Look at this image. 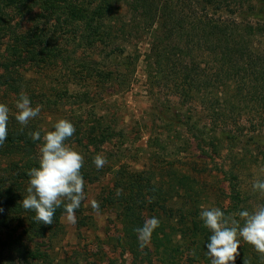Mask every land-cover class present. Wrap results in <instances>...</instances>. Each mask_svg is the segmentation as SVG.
Wrapping results in <instances>:
<instances>
[{"label": "trees", "instance_id": "obj_1", "mask_svg": "<svg viewBox=\"0 0 264 264\" xmlns=\"http://www.w3.org/2000/svg\"><path fill=\"white\" fill-rule=\"evenodd\" d=\"M234 1L0 0V89L18 96L23 91L33 100L32 77L36 67L43 66V70L48 63H54L55 69L69 70L77 84L75 97L87 103L99 87L105 101L111 88L114 94L130 90L144 57L149 90H167L179 97L183 107L195 105L194 113H179L167 105L174 111L172 120L187 127L184 138L182 126L170 129L176 133L173 137L183 143L193 139L203 154L208 153L204 146L209 144L216 155L227 149L224 143L259 146L264 144V24L260 22L264 18V0H250L251 15L245 17L244 7ZM223 12L231 15L225 16ZM238 12L242 13L241 20ZM143 41L149 44L144 55L137 49L130 50V45ZM30 71L31 75L26 77L25 72ZM68 83L67 80L61 84V91L54 90L71 97ZM50 90L53 89L46 87L42 96L49 97ZM86 103L70 104L77 105L76 112L81 113ZM63 106L56 101L44 108L53 109L48 113L61 108L59 113L67 117L69 112ZM71 114L68 116L76 117L74 121L69 119L76 129L74 142L87 140L86 152L95 148L94 156L103 152L101 146L122 136V132L105 123L106 116L88 121L83 114ZM196 116L198 120L193 121ZM31 130L21 125L7 135L19 149L28 150L27 156L31 149L36 151L35 163L32 157H26V176L31 168L39 166L40 142L32 141L28 135ZM35 131H41L36 124ZM248 133H252V141L245 138ZM150 135V145H160L155 152L159 156L165 150L164 143L154 133ZM185 144L172 154L186 149ZM233 161V166L224 171L231 203L222 210L235 215L246 210L243 203L255 194L238 178L240 167L236 165L244 166L246 160L235 156ZM81 173L84 179L88 178L84 167ZM165 176L170 177L167 183ZM136 178L140 186L133 181V187H128L130 193L117 197L116 190H112L109 197L112 204L121 208L125 233L122 242H126L135 258L143 254L135 229L143 225L145 209L156 213L154 217L160 221L152 240L165 264H173L168 262L172 260L169 255L175 258L185 242L194 248L193 257L205 252L211 233L200 219L206 190L196 188L197 180L171 170L154 182L151 174L136 173ZM116 185L118 189H127L121 183ZM220 188L225 192L226 187ZM183 198L189 205H167ZM26 213L24 217L12 218L5 209L0 212V264H54L51 253L41 248L39 240L61 230L63 207L56 210L51 225L36 222L32 210ZM23 221L28 222L24 227ZM176 236H181L180 243L175 241ZM203 248L205 251L200 250ZM150 254L147 251L143 259H150ZM245 257L249 264H264L260 254L247 243L241 247L237 264H243Z\"/></svg>", "mask_w": 264, "mask_h": 264}, {"label": "rangeland", "instance_id": "obj_2", "mask_svg": "<svg viewBox=\"0 0 264 264\" xmlns=\"http://www.w3.org/2000/svg\"><path fill=\"white\" fill-rule=\"evenodd\" d=\"M236 1L244 7V17L245 15H251L248 14L252 11L250 0ZM223 15L228 16L231 13L223 12ZM237 17L241 20L242 13L238 12ZM246 19L253 20L249 17H246ZM257 19L255 20L257 21ZM260 22L264 24V18ZM135 43L130 45V50L135 51L137 49L143 55L148 51L149 44L145 41ZM261 46L264 47V40H262ZM54 65V63H48L43 70L40 69L43 66L36 67L32 77L34 78L35 96L31 102L33 107L40 106L41 112L27 125L32 129L30 132H35V124L40 128L41 134H44L45 131H50L51 127L60 119L76 120L75 116L69 117L72 115L71 113L83 114V119L87 118L88 121L89 118L96 120L106 116L105 123L122 132L120 133L122 136H118L113 142L101 146L103 151L101 154L107 159V164L101 168V171H98L93 163V156L96 153L95 148H92L90 152H86L84 143H87V140L83 143H77L74 142L73 136L70 143L68 142L84 157L86 165L83 167L85 173H88V178L84 179L86 199L82 201L80 208L77 209L79 211L76 212L75 223L67 222L63 215L60 219L61 230L58 229L57 232L51 234L50 238L47 236L39 240L41 248L51 253L54 264H165L164 257L153 243V235L151 243L147 247L144 249L139 247V251L143 254L138 259L128 250L126 242H122L125 233L123 217L119 212L121 208L112 204L110 199L112 190L118 189L117 183L127 187L122 192L124 194L130 193L131 190L128 187H133V181L135 186H140V180L138 184L136 182L138 180L136 173L151 174L153 182L160 180L161 175H166L170 170L179 175H188L190 180H193V178L197 180V189L206 190L204 205H207L206 207H220L222 210L227 209L231 203L228 196L230 194L229 182L224 171L233 166V157L236 156L238 159L243 157L246 164L244 166H242L243 163L236 165L240 167L237 172L239 173L238 178L242 184L244 183L247 187H250L252 195L255 194L246 200L243 205H245L246 210L251 211L258 204L264 203V196H261L259 192H254L252 188L254 181L264 180V144L242 146L241 143L239 145L238 143L234 145L224 143L223 146L227 149H222L221 154L216 155L213 152V146L210 144L204 146L208 153L203 154L198 148L197 142L191 139L184 142L186 143V149L180 148L181 152L179 151L176 155L172 154L177 147L183 146L184 143L173 137L176 133L170 129L182 125L177 123L176 120H172L174 111L172 112V109L170 110L167 105L170 104L179 113L186 110H191L190 113H194L195 105L187 104L183 107L179 97L170 95L167 90L159 88L149 90L144 70V57L141 58L134 84L129 91L114 94L111 88L109 96L104 101L100 93L101 89L98 87V89H94L96 95H93L87 103L84 102L85 100L81 101V98L75 97L77 93L74 92L77 91V84L70 77L69 70L64 68L60 71L61 69H55ZM31 72H25L26 77H29ZM67 80L71 97H64L54 90L61 91V88H63L61 84ZM46 87L53 89L50 90L52 92L48 93L47 96L49 97L42 96ZM18 97L14 93L0 89V103L6 104L10 110L7 125L8 135L11 129L21 126L15 119L17 111L15 101ZM56 101L65 105L63 108L68 110L69 116L63 117L59 113L61 108L55 109L52 113L47 112L53 111V109L44 108L45 105L52 106ZM74 101L77 105L86 103L81 113L76 112L75 107L77 105L70 104ZM197 120L198 116L193 119V121ZM69 121L71 122V120ZM201 123L204 124V120ZM181 128L183 130L182 138H184L186 135L184 131L187 127L182 126ZM153 133L156 137H159L161 143H164L165 150H162L159 156H156L155 152L160 145H150L149 143L150 134ZM251 136L252 133H248L245 138L251 139ZM18 147L8 139L0 146V207L4 208L9 217L12 218L24 217L27 214V210L22 207L21 201L27 195L26 189L30 178L23 171H27L26 157H32L35 163L36 153L35 150L31 149L30 154L27 156L28 150L23 151L25 148L21 147L19 149ZM164 180L167 183L170 181V177L165 176ZM222 186L226 187L225 192L221 190L220 187ZM92 200L98 202L99 211L92 208ZM185 203L186 198H183L179 203L174 201L168 202L167 205H189ZM155 214L149 209L148 211L145 209L144 219L152 218ZM21 223L24 227L28 222L23 221ZM175 241L180 243L181 236H176ZM245 244L246 242L241 239V247ZM181 245L184 246L181 247L178 255L175 258L169 255V259L172 260L168 262L173 264H210V261L207 262L205 257L207 256V250L205 251L204 248L200 250L205 252L193 257L194 248L188 246L187 242ZM241 247L238 250L239 253ZM147 251L151 252L150 259L144 260L143 257H147ZM235 264H237L236 261Z\"/></svg>", "mask_w": 264, "mask_h": 264}, {"label": "clouds", "instance_id": "obj_3", "mask_svg": "<svg viewBox=\"0 0 264 264\" xmlns=\"http://www.w3.org/2000/svg\"><path fill=\"white\" fill-rule=\"evenodd\" d=\"M15 119L27 126L40 112V106L33 107L31 100L23 91L15 101ZM9 107L0 103V146L8 135ZM76 132L75 126L66 119H60L54 124V130L29 132L33 141H39L38 167L31 168L27 195L21 201L25 210L35 212L34 220L45 225L53 224L55 212L63 207L64 219L69 223L76 222V210L86 199L85 181L81 173L84 157L70 144L66 143ZM97 169L107 164L102 154L93 158ZM254 192L264 196V180H256L252 185ZM122 189L116 190V196L122 194ZM94 210L99 211V204L91 201ZM4 209L0 207V212ZM200 219L211 235L207 243V257L210 264H235L240 255L241 239L254 247L255 251L264 259V203L258 204L251 211L242 210L237 214H226L220 207H206L201 205ZM160 221L148 218L141 227L135 229L139 247L144 249L151 243L154 231ZM243 264H249L244 258Z\"/></svg>", "mask_w": 264, "mask_h": 264}]
</instances>
